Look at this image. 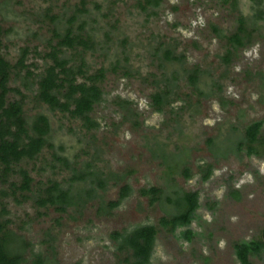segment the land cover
<instances>
[{"label":"rangeland","instance_id":"374dc122","mask_svg":"<svg viewBox=\"0 0 264 264\" xmlns=\"http://www.w3.org/2000/svg\"><path fill=\"white\" fill-rule=\"evenodd\" d=\"M140 1H84L90 13L81 18L88 22L86 31L95 36L96 45V51L81 54L88 74L100 68L108 70L117 58L121 63L127 58V65L134 71L133 77H124L120 70L105 74L100 83L101 101L90 115L98 124L96 129L86 131L80 120L36 103L31 91H24L18 80L9 84L25 94L23 112L27 119L37 114L48 118L51 141L56 146L63 144L65 155L71 159L78 155V163L92 162L93 169L105 174H126L121 184L114 186L111 181L99 193L105 202L116 200L124 183L132 190L107 216L98 215L96 199L80 214L72 208L59 213L50 206L38 208L31 199L21 201L19 192L13 196L8 184H0V221L8 220L7 228L29 244L27 259L31 254L51 257V245L57 264H123L128 253L117 249L118 242L112 234L129 233L144 225L158 229L148 264H239L233 244L261 240L264 155L236 156L225 148L228 143L238 142L244 127L254 121H263L264 137V22L259 24L253 43L239 51L228 66L221 59L226 52L225 42L216 39L209 29V24H214L226 34L232 33L239 14L251 13L253 0H237L235 11L219 0H162L157 9L143 11L138 6ZM79 2L0 0V26L6 32L2 38L3 57L13 65L20 57V49L27 47L24 62L28 70L41 74L45 65L51 63L42 55L49 51L47 42L53 28L43 15L57 16L62 30ZM95 3L101 5L100 10H96ZM105 13L108 16L103 17ZM160 44L163 48L173 47L175 55H183V61L163 63L160 68L155 56ZM70 54L74 55L75 64L79 63L80 56L68 51L67 55ZM194 67L201 71L199 88L208 95L206 98L194 93L183 73ZM174 72L178 73V99L163 112H154L149 99L155 90L152 82L164 80L163 75L171 79ZM213 83L220 85L221 91L217 92ZM8 97L19 98L13 92ZM117 98L132 102L131 107L138 113L137 125L121 122L122 112L114 104ZM208 138L218 144L211 151L206 146ZM50 154L44 148L37 159L22 161L19 167L27 170L36 182L66 179L68 172L50 168ZM162 154L180 159L184 165L167 176ZM206 164H212V170L204 181L200 168ZM184 166L190 170L187 179L182 175ZM18 180L17 175L8 179ZM149 187L162 190L161 200L152 205L138 192ZM177 190L197 192L199 208L190 226L172 234L161 229L158 221L174 213L166 197H172ZM186 229L195 234L190 242L180 235ZM249 260L252 264H264V253Z\"/></svg>","mask_w":264,"mask_h":264},{"label":"trees","instance_id":"16d2710c","mask_svg":"<svg viewBox=\"0 0 264 264\" xmlns=\"http://www.w3.org/2000/svg\"><path fill=\"white\" fill-rule=\"evenodd\" d=\"M84 1L80 0L75 5L74 12L67 18L64 29H59L58 17L43 15L52 24V38L47 42L49 51L42 55V59L49 60L41 74L35 75L28 70L25 58L29 52L27 47L20 49V57L15 64H10L2 55V38L6 33L0 26V184H8L10 193L15 196L19 192L21 201L31 199L36 207H52L56 212L65 213L67 209L81 213L83 208L92 200H97L98 215H111V211L117 208L121 202L132 192L131 187L124 183L118 189L116 200L105 202L102 195L109 182L119 185L125 180L126 174L119 176L108 172L107 174L93 169L92 162H77L78 155L72 159L65 155L63 144L56 146L52 143L50 125L48 118L42 114H37L31 120L25 117L23 112L25 94L18 87H11V81L18 80L21 88L31 91L33 100L36 103L46 105L51 112H59L69 118L81 121V128L86 131L94 130L98 124L90 116L95 105L101 101L103 91L100 83L107 72L121 71L124 77H133L134 71L126 63L117 58L111 63L108 70L100 68L88 74V66L81 54L86 51H96L95 36L86 31L88 22L81 18L82 14L90 11L84 7ZM162 0H141L138 6L141 10L157 9ZM222 4L228 5L232 11L237 9V0H219ZM96 10L101 9V5L95 3ZM156 13L153 11L152 15ZM103 17L108 13L102 14ZM40 22L42 20H39ZM264 22V0H253L251 13L247 16L239 14L236 19L237 26L232 33L226 34L214 24H209V29L213 36L225 42L226 52L222 56L225 66H228L232 59L237 57V53L249 47L255 39V34L260 29V23ZM77 26L74 27V24ZM105 37H108L106 34ZM109 38V37H108ZM55 43L53 44V42ZM163 44L155 53L160 61V68L163 63L182 62L183 55H175L174 48ZM80 49V50H79ZM68 51L76 52L79 63L75 64L74 55H67ZM36 53V50H34ZM24 71L22 75L21 72ZM188 84L200 97H208L200 88L201 71L194 67L191 70H184ZM138 75V73H137ZM177 72L172 78L164 80H154L155 87L153 93L149 95L150 106L154 112H163L176 99H178ZM78 78L81 81H78ZM162 84V87L160 86ZM36 88L32 90V87ZM217 92L221 91V86L213 83ZM15 93L18 99H9L8 94ZM122 112V123L128 122L137 125L138 113L131 107L132 102L120 100L114 102ZM224 107V101L221 102ZM263 121H254L244 127L243 137L234 145L228 143L225 148L227 153L240 156L244 153L246 157H262L264 155V137L261 134ZM212 138L206 140V146L211 149L217 146ZM47 148L51 151L52 170L66 171L68 177L60 181L46 179L45 182L34 181L28 171L19 167L22 161H33L38 158L42 150ZM83 154L86 152L82 151ZM97 151L95 152L96 156ZM163 163L167 169V176H172L179 170L183 161L175 160L173 156L162 154ZM224 156V155H223ZM212 164H206L200 168L202 180H207L211 174ZM131 173V172H130ZM17 175L20 180L17 182L8 181L9 176ZM184 178L190 177V170L183 167ZM140 196L147 197L150 205L161 200L162 190L157 187L142 188ZM2 194H5L2 192ZM16 202H20L16 200ZM166 202L173 206L174 213L161 217L158 226L170 233L177 229L188 227L196 219L195 212L199 208L197 192H185L177 190L172 193V197H166ZM9 221H0V264H57L52 246L48 249L52 256H42L41 254H31V258L25 257L29 244L14 231L7 228ZM158 229L154 225H144L133 229L129 233L112 234V239L118 242L117 249L127 252L123 259V264H148L154 247ZM187 242L195 235L192 230L186 229L180 233ZM233 251L239 264H252L250 257L259 256L264 253V229L261 240L241 241L233 244Z\"/></svg>","mask_w":264,"mask_h":264}]
</instances>
